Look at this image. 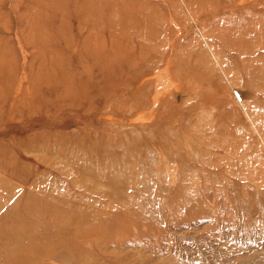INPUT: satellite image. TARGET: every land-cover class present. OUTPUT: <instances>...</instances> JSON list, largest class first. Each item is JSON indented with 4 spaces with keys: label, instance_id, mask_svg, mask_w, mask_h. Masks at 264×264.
Masks as SVG:
<instances>
[{
    "label": "rangeland",
    "instance_id": "obj_1",
    "mask_svg": "<svg viewBox=\"0 0 264 264\" xmlns=\"http://www.w3.org/2000/svg\"><path fill=\"white\" fill-rule=\"evenodd\" d=\"M96 1L0 0V264H264V0Z\"/></svg>",
    "mask_w": 264,
    "mask_h": 264
},
{
    "label": "bare ground",
    "instance_id": "obj_2",
    "mask_svg": "<svg viewBox=\"0 0 264 264\" xmlns=\"http://www.w3.org/2000/svg\"><path fill=\"white\" fill-rule=\"evenodd\" d=\"M96 2H97V6H98V8H99V9L102 8V4H100V3L98 2V0H97ZM104 4L108 5V3H106V2H105ZM119 12H120L122 15H124V9H122V10L120 9ZM116 13H118V12L116 11ZM110 15H113V13H111ZM108 20L110 21V18H108ZM103 60L107 61L106 58H105L104 56H103ZM111 60H112V59L110 58L108 61L111 62ZM112 61H113V60H112ZM110 62L107 64V66L110 64ZM84 68L87 69L86 66H84ZM144 72H149V70H143L142 73H144ZM153 73H154V72H153ZM8 75H9V74H8ZM42 77H43V75H40L39 78H36V79L34 78V79H33V77L31 76V77H30V82L33 81V85H36L37 83H41V82L44 83L45 80L43 81L42 79H40V78H42ZM38 95H40V93H39L37 90H34V91H33V94L30 95V96H31L32 99H34V98H36ZM190 202H192L191 199H190Z\"/></svg>",
    "mask_w": 264,
    "mask_h": 264
}]
</instances>
